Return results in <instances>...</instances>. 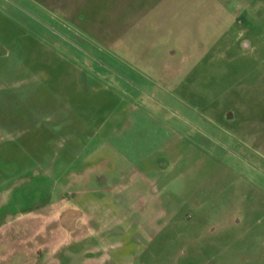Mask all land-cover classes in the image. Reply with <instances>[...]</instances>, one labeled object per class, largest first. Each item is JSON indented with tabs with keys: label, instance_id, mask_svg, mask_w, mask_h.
Returning <instances> with one entry per match:
<instances>
[{
	"label": "rangeland",
	"instance_id": "rangeland-1",
	"mask_svg": "<svg viewBox=\"0 0 264 264\" xmlns=\"http://www.w3.org/2000/svg\"><path fill=\"white\" fill-rule=\"evenodd\" d=\"M0 264H264V0H0Z\"/></svg>",
	"mask_w": 264,
	"mask_h": 264
}]
</instances>
